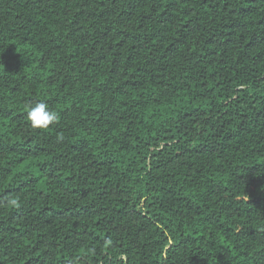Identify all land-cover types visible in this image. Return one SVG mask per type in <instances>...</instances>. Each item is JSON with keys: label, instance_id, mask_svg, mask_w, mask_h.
Returning <instances> with one entry per match:
<instances>
[{"label": "trees", "instance_id": "16d2710c", "mask_svg": "<svg viewBox=\"0 0 264 264\" xmlns=\"http://www.w3.org/2000/svg\"><path fill=\"white\" fill-rule=\"evenodd\" d=\"M0 264H264V0H0Z\"/></svg>", "mask_w": 264, "mask_h": 264}, {"label": "clouds", "instance_id": "9594fccd", "mask_svg": "<svg viewBox=\"0 0 264 264\" xmlns=\"http://www.w3.org/2000/svg\"><path fill=\"white\" fill-rule=\"evenodd\" d=\"M58 119V113L53 111L48 103L43 100L28 106L27 120L34 129L46 130Z\"/></svg>", "mask_w": 264, "mask_h": 264}]
</instances>
